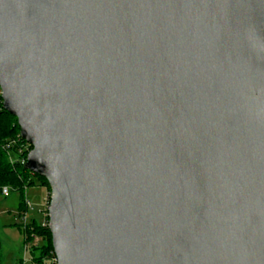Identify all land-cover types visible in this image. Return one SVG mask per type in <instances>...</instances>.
<instances>
[{
	"label": "water",
	"instance_id": "water-1",
	"mask_svg": "<svg viewBox=\"0 0 264 264\" xmlns=\"http://www.w3.org/2000/svg\"><path fill=\"white\" fill-rule=\"evenodd\" d=\"M0 93L54 264H264V0H0Z\"/></svg>",
	"mask_w": 264,
	"mask_h": 264
},
{
	"label": "trees",
	"instance_id": "trees-1",
	"mask_svg": "<svg viewBox=\"0 0 264 264\" xmlns=\"http://www.w3.org/2000/svg\"><path fill=\"white\" fill-rule=\"evenodd\" d=\"M24 145L26 143L19 138V128L16 119L2 109L0 102V195H2L1 189L4 187L19 194V216L28 211L25 205L26 201L24 200L26 190L39 187L43 188L46 194L49 193L46 181L41 177L31 174L20 164L21 159H25L28 154L25 151L23 154H19V150ZM28 150H31V147ZM40 213L42 214L43 222H47V215L44 216V213L47 214L44 203ZM18 227L25 237L24 243H33L32 236L40 241L39 245H32L29 249L32 262L34 264H44L47 261L50 264H54L55 258L47 226L43 227L34 220H31L24 227L22 225Z\"/></svg>",
	"mask_w": 264,
	"mask_h": 264
},
{
	"label": "rangeland",
	"instance_id": "rangeland-1",
	"mask_svg": "<svg viewBox=\"0 0 264 264\" xmlns=\"http://www.w3.org/2000/svg\"><path fill=\"white\" fill-rule=\"evenodd\" d=\"M45 190L43 188H30L24 193V200H28L30 208L26 214L24 223L22 214H18L19 194L9 190L7 196L0 195V264H34L29 253L31 245H39V239L35 243L25 247L24 235L19 229L34 220L42 225L43 219L40 213L44 203ZM54 263V261H53ZM44 264H50L47 261Z\"/></svg>",
	"mask_w": 264,
	"mask_h": 264
},
{
	"label": "built area",
	"instance_id": "built-area-1",
	"mask_svg": "<svg viewBox=\"0 0 264 264\" xmlns=\"http://www.w3.org/2000/svg\"><path fill=\"white\" fill-rule=\"evenodd\" d=\"M0 94H1V93H0ZM0 102H1V100H0ZM19 138H20V137H19ZM20 139H21V138H20ZM29 147H30V145H28V144L26 143V145H24V146L19 150V154H23L24 151L27 152V153H29V152H30V150H28ZM25 163H26V158H25V159H21L20 164H21L22 166H24ZM1 194H2L3 196H7V195L9 194V188H7V187L2 188V189H1ZM49 197H50V195H49V193H48V194H46V196H45V198H44V207H45V210H46V211H47V207H48ZM25 205H26L27 209L30 208V203H29V201L26 200ZM46 215H47V214L44 213V216H46ZM22 216H23V221H24V223H25V221H26V219H25V218H26V214L23 213ZM47 223H48V222H45V221H44V222L42 223V226H43V227H44V226H47ZM31 238L33 239V243H35V241L38 240L37 238H35V237H33V236H32ZM24 244H25V247H27V246L30 245L29 243H24ZM31 246H32V245H31ZM31 246H30V248H31Z\"/></svg>",
	"mask_w": 264,
	"mask_h": 264
},
{
	"label": "crops",
	"instance_id": "crops-1",
	"mask_svg": "<svg viewBox=\"0 0 264 264\" xmlns=\"http://www.w3.org/2000/svg\"><path fill=\"white\" fill-rule=\"evenodd\" d=\"M46 195V194H45Z\"/></svg>",
	"mask_w": 264,
	"mask_h": 264
}]
</instances>
